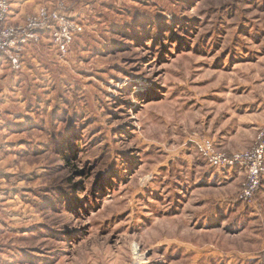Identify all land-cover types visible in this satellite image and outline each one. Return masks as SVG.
Returning a JSON list of instances; mask_svg holds the SVG:
<instances>
[{
	"label": "rangeland",
	"instance_id": "obj_1",
	"mask_svg": "<svg viewBox=\"0 0 264 264\" xmlns=\"http://www.w3.org/2000/svg\"><path fill=\"white\" fill-rule=\"evenodd\" d=\"M93 3L67 54L0 59V264H264V173L241 200L192 142L255 145L264 0Z\"/></svg>",
	"mask_w": 264,
	"mask_h": 264
},
{
	"label": "built area",
	"instance_id": "obj_2",
	"mask_svg": "<svg viewBox=\"0 0 264 264\" xmlns=\"http://www.w3.org/2000/svg\"><path fill=\"white\" fill-rule=\"evenodd\" d=\"M74 6L67 0H50L35 12L27 15L21 23H12L11 0H0V59L7 62L14 71L23 67L28 48L39 45L46 34L60 54L69 52L76 35L84 32V24L75 19ZM200 154L212 167L247 168V180L239 194L241 200H251L264 173V127L259 133L255 145L248 152L228 155L215 148L209 138L192 139Z\"/></svg>",
	"mask_w": 264,
	"mask_h": 264
},
{
	"label": "crops",
	"instance_id": "obj_3",
	"mask_svg": "<svg viewBox=\"0 0 264 264\" xmlns=\"http://www.w3.org/2000/svg\"><path fill=\"white\" fill-rule=\"evenodd\" d=\"M94 1L95 0H82V1L81 0H70L69 3L74 6V10H75V7L80 6L81 4H86V6L94 5L93 3ZM47 2L48 0H11V3H12V12L10 16L11 22L12 23L23 22L26 15L36 11L40 5L47 3ZM44 39H46V37Z\"/></svg>",
	"mask_w": 264,
	"mask_h": 264
}]
</instances>
